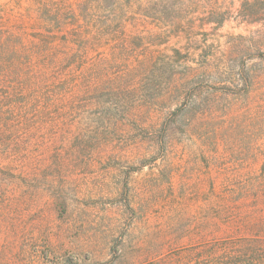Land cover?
<instances>
[{
    "label": "rangeland",
    "instance_id": "rangeland-1",
    "mask_svg": "<svg viewBox=\"0 0 264 264\" xmlns=\"http://www.w3.org/2000/svg\"><path fill=\"white\" fill-rule=\"evenodd\" d=\"M0 62V264L264 232V0H0Z\"/></svg>",
    "mask_w": 264,
    "mask_h": 264
},
{
    "label": "trees",
    "instance_id": "trees-1",
    "mask_svg": "<svg viewBox=\"0 0 264 264\" xmlns=\"http://www.w3.org/2000/svg\"><path fill=\"white\" fill-rule=\"evenodd\" d=\"M0 66H2L1 62ZM191 71H194L193 67ZM205 78L206 76L202 75L203 83ZM248 87L250 89L246 91L247 97L252 96L253 85L248 84ZM192 104L195 105L196 102ZM260 225H264V222ZM199 253L200 257L194 262L196 264H264V232L259 230L251 235H243L237 237L236 240H230V248L229 243L222 241L209 246L208 249H201Z\"/></svg>",
    "mask_w": 264,
    "mask_h": 264
}]
</instances>
